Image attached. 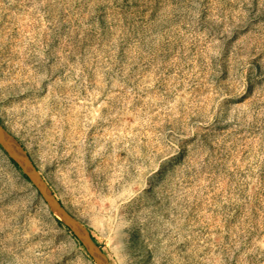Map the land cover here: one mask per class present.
<instances>
[{
	"label": "rangeland",
	"instance_id": "1",
	"mask_svg": "<svg viewBox=\"0 0 264 264\" xmlns=\"http://www.w3.org/2000/svg\"><path fill=\"white\" fill-rule=\"evenodd\" d=\"M0 118L111 264H264V0H0ZM0 147V264H96Z\"/></svg>",
	"mask_w": 264,
	"mask_h": 264
},
{
	"label": "water",
	"instance_id": "2",
	"mask_svg": "<svg viewBox=\"0 0 264 264\" xmlns=\"http://www.w3.org/2000/svg\"><path fill=\"white\" fill-rule=\"evenodd\" d=\"M0 147L7 154L9 159L18 165L22 174L26 175L28 180L35 186L52 213L64 222L70 231L77 237L96 264H111L107 253L96 241L89 226L57 198L49 184L41 175L35 162L23 145L8 130L1 118Z\"/></svg>",
	"mask_w": 264,
	"mask_h": 264
},
{
	"label": "trees",
	"instance_id": "3",
	"mask_svg": "<svg viewBox=\"0 0 264 264\" xmlns=\"http://www.w3.org/2000/svg\"><path fill=\"white\" fill-rule=\"evenodd\" d=\"M12 161V160H11ZM13 162V161H12ZM14 164H15V166L20 170V168L18 167V165L15 163V162H13ZM21 171V170H20ZM23 176L28 180V178H27V176L26 175H24L23 174ZM30 181V180H29ZM56 221L60 224V225H64L63 224V222L60 220V219H58V218H56ZM65 227L67 228V230L72 234V236L78 241V243L80 244V245H82L81 244V242L77 239V237L70 231V229L65 225Z\"/></svg>",
	"mask_w": 264,
	"mask_h": 264
}]
</instances>
